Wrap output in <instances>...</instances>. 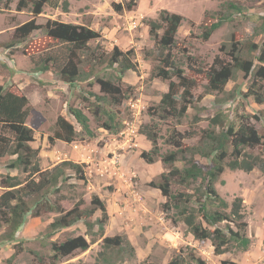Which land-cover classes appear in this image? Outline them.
<instances>
[{"label": "rangeland", "instance_id": "374dc122", "mask_svg": "<svg viewBox=\"0 0 264 264\" xmlns=\"http://www.w3.org/2000/svg\"><path fill=\"white\" fill-rule=\"evenodd\" d=\"M17 1L0 2V85L30 99L28 125L35 131L32 145L41 150L43 168H53L67 159L85 164L86 180L78 179L69 169L67 173L71 177L63 180L58 189L53 188L50 198L70 209L80 199L85 202L82 207L89 206L92 196L98 194L109 213L105 234H124L136 248V255L133 258L126 255L122 264L146 261L167 264L173 257L190 252L201 256L207 264H264V172L257 167L249 172L226 167L215 183L219 193L230 203L236 196L244 199L246 233L252 241L247 250L231 248L216 254L211 240H197L183 222L172 221V211H164L167 199L151 182H158L162 172L170 167L161 156L153 163L142 157V152L150 150L152 143L139 131L143 124H159L158 142L162 154L174 149L168 143L174 128L185 134L186 145L202 142L209 119L219 111L224 112L226 123L236 125L249 116L258 132L264 134V103L245 96L252 76L239 71L225 91L208 92L206 73L196 71L207 70L216 56L231 61L237 48L264 42V0H68L67 12L61 7L45 5L38 15L30 10H18ZM229 2L241 6V11H230ZM119 4L123 8L120 11L116 7ZM162 9L184 17L177 33L179 48L175 54L185 74L195 82L192 93L196 107H189L181 121L175 117L162 120L150 113V110L157 112L161 97L169 88V80L152 75L157 61L149 20L158 19ZM217 12L229 16L230 20L204 39L203 22L207 15ZM31 19L40 25L49 20L85 24L100 32L101 36L91 41L88 49L79 52V67L86 78L70 85L60 79L54 66L46 71L36 69L34 59H40L47 50L43 27L34 30L24 42L10 46L16 28ZM116 47L132 50V60L138 67V70H128L122 79H119V67L108 64ZM99 79L113 81L129 96L119 104L104 105L116 113L118 132L102 126L107 120L105 115L95 116L97 101L90 92L103 94ZM262 84L264 86V81ZM69 105L80 107L89 116L95 138H89L82 131L69 112ZM60 115L75 125L77 138L72 142L57 139L50 144L49 136L54 134ZM248 151L256 153L259 148ZM202 161L209 160L202 158ZM184 162L181 159L176 165L182 167ZM4 164L0 163V177L6 173H21L7 169ZM173 187H178L175 181ZM2 191L0 187V193ZM56 215L57 212H45L34 216L29 212L12 241L4 238L5 227L0 228V264H54L52 240L61 242L77 235L90 239L83 222L48 238L47 225ZM100 215L99 210L93 218ZM101 244L102 239H99L88 250L78 249L61 257L56 264H94ZM16 250L18 253L12 257Z\"/></svg>", "mask_w": 264, "mask_h": 264}, {"label": "trees", "instance_id": "16d2710c", "mask_svg": "<svg viewBox=\"0 0 264 264\" xmlns=\"http://www.w3.org/2000/svg\"><path fill=\"white\" fill-rule=\"evenodd\" d=\"M11 1L0 0L5 4ZM45 5L61 7L67 12L70 3L68 0L17 1L18 10H30L33 15L41 14ZM116 7L119 11L123 9L120 4ZM227 8L230 11H241V6L234 2H229ZM183 20L181 14L167 9L161 10L158 19L149 20L157 61L152 75L169 80V88L163 93L157 112L150 110L152 116L158 115L162 120L175 117L181 121L189 107H196L192 93L195 82L185 74V69L178 64L175 54L179 48L177 33ZM228 20L229 16L219 12L207 15L203 22L202 37L208 39ZM42 27L45 30L47 50L40 59H34L36 69L46 71L54 66L60 79L70 85L78 79L86 78L81 74L79 67V52L88 49L89 43L101 36L100 32L85 24L49 20L45 25H40L35 19H31L16 28L10 46L24 42L34 30ZM108 64L119 67V79H122V75L128 70H138L136 62L132 60V50L123 51L118 47L111 52ZM196 71L206 73L208 92L225 91L227 84L239 71H243L245 75L252 76L245 96H252L256 102L264 103V90H261L264 81V42H252L246 47L237 48L232 53L231 61L216 56L207 70ZM99 83L103 94L90 92L97 101L95 116L100 118L101 114L105 115L107 120L102 126L109 131L118 132L120 127L117 125L116 113L111 107L105 108L104 105L119 104L129 96L109 79H99ZM68 110L82 131L89 138H95L96 132L91 127L89 116L74 105H69ZM30 112V99L27 95L0 85V163L3 162L7 169H17L22 174L6 173L0 177V187L3 188L0 193V228L5 227L4 238L14 240L29 212L34 216L57 212L58 215L47 225L45 235L48 238L67 227L83 222L90 239L77 235L61 242L52 240L54 264L58 263L61 257L71 255L78 249L88 250L99 239H102L101 250L98 251L94 264H122L126 255L133 258L136 248L126 235L105 234L109 213L105 201L98 194L92 196L89 206L82 207L85 202L80 199L70 209H65L60 202L50 198L52 189H58L63 180L71 177L67 170H73L78 179L86 180L85 164L67 159L53 168H43L41 150L32 145L35 141V131L28 125ZM195 119L199 117L195 116ZM220 128L221 130H217ZM139 131L152 143V148L143 151L142 157L153 163L161 156L163 162L170 167L167 172H162L158 182L151 184L160 189L166 197L163 208L166 212H173L170 216L172 221L183 222L197 240H211L216 254L225 253L231 248L247 250L252 241L246 233L248 223L245 220L244 199L236 196L230 203L219 193L215 183L226 167L246 172L257 167L264 172V134L258 132L250 117H244L241 124L236 125L226 123L223 111L217 112L209 119V127L203 130L202 142L196 145H186L183 142L185 134L174 128L168 142L174 149L164 154L158 142L159 124H143ZM77 135L75 125L60 115L54 134L49 136V142L54 144L57 139L72 142L76 140ZM255 148H259V152L248 151ZM202 158L209 161L204 162ZM181 159L185 162L179 167L176 162ZM174 181L178 185L177 188L173 187ZM99 210L101 215L94 219ZM17 253L16 250L12 257ZM9 260L11 261V258ZM144 264L157 263L146 261ZM167 264L207 263L201 256L190 252L173 257Z\"/></svg>", "mask_w": 264, "mask_h": 264}, {"label": "crops", "instance_id": "0c3cea01", "mask_svg": "<svg viewBox=\"0 0 264 264\" xmlns=\"http://www.w3.org/2000/svg\"><path fill=\"white\" fill-rule=\"evenodd\" d=\"M11 174H13V173H11Z\"/></svg>", "mask_w": 264, "mask_h": 264}]
</instances>
